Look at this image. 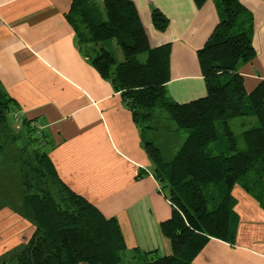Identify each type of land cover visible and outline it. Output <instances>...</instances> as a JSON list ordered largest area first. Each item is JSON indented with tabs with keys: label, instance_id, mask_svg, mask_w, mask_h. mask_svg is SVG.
Returning <instances> with one entry per match:
<instances>
[{
	"label": "trees",
	"instance_id": "trees-1",
	"mask_svg": "<svg viewBox=\"0 0 264 264\" xmlns=\"http://www.w3.org/2000/svg\"><path fill=\"white\" fill-rule=\"evenodd\" d=\"M194 1L201 7L208 0ZM212 1L219 21L198 50L206 94L185 103L167 90L170 44L151 45L134 0H73L69 12L82 53L120 93L142 129L152 173L172 207L171 216L160 225L171 254L142 261L136 259L142 254H128L118 220L63 182L37 121L24 118L36 134L28 166L37 183L51 187L25 183L21 216L33 232L2 256L0 264H197L195 259L211 239L234 241V187L264 202V80L248 91L240 72L257 57L253 15L239 0ZM151 21L159 31L169 25L157 8ZM113 40L121 58L111 48ZM9 111L15 112L13 99L0 84V123ZM237 118L243 120V147L231 126ZM147 130L163 135L184 131V138L170 151L148 139Z\"/></svg>",
	"mask_w": 264,
	"mask_h": 264
},
{
	"label": "crops",
	"instance_id": "crops-1",
	"mask_svg": "<svg viewBox=\"0 0 264 264\" xmlns=\"http://www.w3.org/2000/svg\"><path fill=\"white\" fill-rule=\"evenodd\" d=\"M72 1L0 0V84L15 111L41 127L63 182L118 220L128 254L144 253L148 259L169 255L171 243L160 225L171 216V204L152 173L141 127L120 93L79 47L69 17ZM239 1L253 15L257 57L240 68L252 91L264 80V0ZM134 2L151 45L170 44L169 95L180 103L205 96L198 50L219 21L215 3L208 0L198 7L194 0ZM155 8L169 19L163 31L152 24ZM233 195L238 216L234 241L211 239L197 264H264V202L239 185ZM23 197L21 210L1 202L0 256L24 243L25 226L28 236L33 232L21 216ZM8 217L21 227L9 236H15L11 242L2 231Z\"/></svg>",
	"mask_w": 264,
	"mask_h": 264
},
{
	"label": "rangeland",
	"instance_id": "rangeland-1",
	"mask_svg": "<svg viewBox=\"0 0 264 264\" xmlns=\"http://www.w3.org/2000/svg\"><path fill=\"white\" fill-rule=\"evenodd\" d=\"M111 48L115 51L118 58L122 57L120 48L115 41L110 44ZM242 119H234L232 123V130L237 137L239 147H243V141L241 139V133L244 129ZM147 130L146 136L148 139L156 141L162 148H169L170 151L178 149L184 138L183 132H173L171 130L166 131V135H163V131ZM36 134L30 130V127L25 123L24 118L17 113V111H9L6 117V121L0 123V200L6 204L12 205L21 210L22 197L25 194V183H36L38 187L44 186L46 188L51 185L45 186L43 181L37 180V175L31 172L28 166L30 158L33 157V151L36 147ZM34 189V188H33ZM37 188H35L36 190ZM24 199V197H23ZM3 205V204H2ZM1 208V207H0ZM9 218V219H8ZM5 224L2 226V231L5 230L6 242H11L15 238L10 239V235L18 234L21 227L11 217H8ZM0 221V225H1ZM18 229H17V228ZM25 226L22 233H24V242L28 239V231ZM23 243V242H22ZM10 244V243H9ZM21 246V245H20ZM20 246L14 247L18 248ZM13 249V248H12ZM12 249L7 250L0 258L7 255ZM8 256V255H7ZM137 260L148 259L146 254H142L136 258ZM126 261V258H124ZM87 264V263H82Z\"/></svg>",
	"mask_w": 264,
	"mask_h": 264
},
{
	"label": "built area",
	"instance_id": "built-area-1",
	"mask_svg": "<svg viewBox=\"0 0 264 264\" xmlns=\"http://www.w3.org/2000/svg\"><path fill=\"white\" fill-rule=\"evenodd\" d=\"M39 128H41V127L39 126Z\"/></svg>",
	"mask_w": 264,
	"mask_h": 264
}]
</instances>
